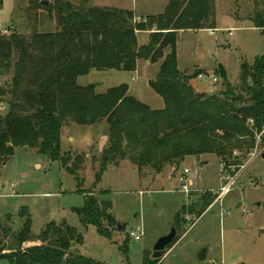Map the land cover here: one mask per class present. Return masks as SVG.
<instances>
[{
  "label": "trees",
  "instance_id": "1",
  "mask_svg": "<svg viewBox=\"0 0 264 264\" xmlns=\"http://www.w3.org/2000/svg\"><path fill=\"white\" fill-rule=\"evenodd\" d=\"M18 15L25 19L24 27L15 25ZM14 16L5 34H0V76L11 75L6 88L0 86V96H7L0 102L7 106L0 113L1 162L9 160L16 147L28 146L62 163L81 184L82 158L77 156L72 164L61 153L62 128L102 120L108 124L109 146L103 170L96 174L98 182L114 154L128 157L139 170L152 166L160 172L165 164L178 168L185 158L210 153L221 159L223 171L234 176L254 150L253 129H264V54L253 67L242 65L237 86L220 70L221 90L205 97L190 83L201 73L186 76L179 69V33L214 26L212 0H169L162 13L142 16L124 8L90 5L89 0L78 4L30 0L19 5ZM54 18L57 28L44 30ZM252 20L264 36V0ZM140 32H150L147 43H139ZM139 60L161 62L150 86L163 97L164 107L153 109L129 95L126 82L103 93L96 91L95 83L78 82V77L92 70L136 71ZM250 120L254 127L248 124ZM85 196V204L75 209L82 224H94L103 236L112 238L110 227H117L118 222L110 211L111 202L99 200L91 191ZM214 200L215 195L207 191L190 208L184 204L173 226L180 231L187 213L201 215ZM23 211L27 219L16 234L17 245L8 253L1 249L0 258H8L11 264H102L81 254L66 257L72 244L84 239L78 228L66 221L49 222L35 237L31 216L27 209ZM28 241L40 244L24 248ZM127 242L128 237L121 246L126 257ZM152 253L144 252L143 264H165Z\"/></svg>",
  "mask_w": 264,
  "mask_h": 264
},
{
  "label": "rangeland",
  "instance_id": "2",
  "mask_svg": "<svg viewBox=\"0 0 264 264\" xmlns=\"http://www.w3.org/2000/svg\"><path fill=\"white\" fill-rule=\"evenodd\" d=\"M29 1L0 0V34H5L10 27L17 7ZM68 1L78 4L82 0ZM212 1L216 12L215 25L199 30H181L177 40L179 69L186 76L201 73L190 83L195 92L207 95L221 90L220 70H224L232 85L237 86L242 65L247 63L253 67L256 58L264 54L262 30L252 20L263 0ZM168 3L169 0H89L90 5L124 8L138 16L162 13ZM16 24L24 27L25 19L18 15ZM56 28V18L43 26L49 31ZM148 35L150 32H140L139 43H147ZM160 63L139 60L138 69L132 72L92 70L88 75L78 77V82L81 85L95 83L96 91L102 93L126 82L129 95L153 109L162 108L165 106L163 97L150 86ZM10 78L9 74L0 76L2 89L6 88ZM6 97L0 96V102ZM6 107L0 103V113H5ZM249 122L250 127H254V123ZM62 130L61 153L69 156L72 164L77 156L82 158L83 165L78 173L82 183L79 184L59 161L35 148L16 147L9 160L0 161V250L5 248L4 252L8 253L17 245L16 234L27 219L25 211L21 214L25 208L31 216V230L35 237L49 222L60 224L66 221L80 230L83 241L74 242L66 257L81 254L102 264H143L144 252H152L159 237L171 232L175 215L184 204L188 209L198 203L199 196L207 189L220 193L224 184L235 179L221 201L214 200L201 215L186 214L187 222L177 231L176 242L167 247L165 253L172 250L164 263L264 264V158L261 154L256 158L252 157V152L247 154L240 171L229 178L227 172H221V159L215 154L199 158L190 156L178 168L175 164H165L160 172L152 166L139 170L128 157L123 159L114 154L108 159L98 182L96 174L103 170V159L109 146L107 121L90 126L72 123ZM253 131L255 147L258 145L261 149L264 129L255 128ZM240 154L245 153L240 151ZM199 160L203 163L197 164ZM185 168L190 169L189 176L194 181L192 188L200 191L188 195L179 190L181 185L177 174ZM170 174L175 175L170 177ZM89 191L99 200L111 202L110 211L118 223L117 227H110L113 232L110 239L103 236L94 224L83 225L75 212L85 204V195ZM118 224L125 225L126 231L121 232ZM132 231L143 232V236L136 240L130 235ZM126 237L129 244L127 257L121 249ZM33 244L40 242L28 241L23 247ZM0 264L11 262L8 258H0Z\"/></svg>",
  "mask_w": 264,
  "mask_h": 264
},
{
  "label": "built area",
  "instance_id": "3",
  "mask_svg": "<svg viewBox=\"0 0 264 264\" xmlns=\"http://www.w3.org/2000/svg\"><path fill=\"white\" fill-rule=\"evenodd\" d=\"M212 32H214V31H212ZM215 81H218V78H215ZM2 85V83L0 82V86ZM249 123H254V121L253 120H250V122ZM261 139V138H260ZM260 145V144H259ZM252 157L253 158H256V156H258V155H260L261 154V156L264 154V145H263V147L261 148V149H259L258 148V145L254 148V150L252 151ZM222 166H224V164H222ZM189 174H190V169H188V168H185L184 169V171L183 172H180L179 173V175H178V177H179V181H180V183H181V190L184 192V193H187L188 195H190L191 194V192L192 191H194L193 190V188H192V184H193V181H192V179L190 178V176H189ZM227 177L229 178V176H231L230 174H228L227 173ZM233 177V176H232ZM234 182H235V179H232L229 183H227V184H224V186L221 188V190H220V193H218V192H216V191H213V189H211V190H207V191H210V192H212L214 195H215V201L214 202H216V201H221L222 200V198H223V196H224V194H226V193H228V191L230 190V188H231V186L234 184ZM256 184V183H255ZM206 191V192H207ZM213 202V203H214ZM130 235L132 236V237H134L136 240H140L141 239V237L143 236V233L141 232V233H137V232H135V231H132V232H130Z\"/></svg>",
  "mask_w": 264,
  "mask_h": 264
},
{
  "label": "water",
  "instance_id": "4",
  "mask_svg": "<svg viewBox=\"0 0 264 264\" xmlns=\"http://www.w3.org/2000/svg\"><path fill=\"white\" fill-rule=\"evenodd\" d=\"M71 2H69L70 4ZM206 93H200V96L205 97ZM264 158V154L262 155ZM118 228L121 232H125L126 228L125 225L118 224ZM177 236V228L176 226L172 228L171 232L162 235L159 237V239L156 242V245L153 249V258L160 259L165 254L167 247L172 244V242L176 239Z\"/></svg>",
  "mask_w": 264,
  "mask_h": 264
},
{
  "label": "crops",
  "instance_id": "5",
  "mask_svg": "<svg viewBox=\"0 0 264 264\" xmlns=\"http://www.w3.org/2000/svg\"><path fill=\"white\" fill-rule=\"evenodd\" d=\"M149 15H150V14H149ZM148 36H149V35H148ZM138 62H139V61H138ZM138 66H139V63H138ZM137 69H138V68H137ZM202 163H203V162L200 161V160L197 161V164H202ZM221 172L223 173V166H222V170H221ZM224 173H226V172H224ZM174 175H175V174H170V177H174ZM178 175H179V173L177 174V177H178ZM226 175H227V174H226ZM227 176H228V175H227ZM178 178H179V177H178ZM227 178H228V177H227ZM192 181H193V180H192ZM179 182H180V181H179ZM193 184H194V181H193ZM193 184H192V185H193ZM180 185H181V183H180ZM179 190L182 191V190H181V186H180ZM193 190H194V191H200L199 189H193ZM207 190H211V189H207ZM203 191H205V190H203ZM182 192H183V191H182ZM212 204H213V203H211V205H212ZM211 205H210V206H211ZM142 233H143V232H142ZM165 235H166V234H165ZM171 250H172V248L169 249L168 252L164 254V256L162 257L161 261H163V262L166 261V257L169 255V253L171 252Z\"/></svg>",
  "mask_w": 264,
  "mask_h": 264
}]
</instances>
